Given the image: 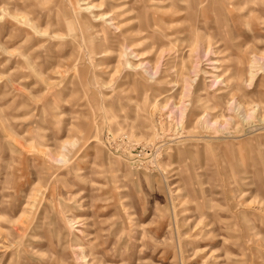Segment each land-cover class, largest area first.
Returning a JSON list of instances; mask_svg holds the SVG:
<instances>
[{
	"label": "rangeland",
	"instance_id": "rangeland-1",
	"mask_svg": "<svg viewBox=\"0 0 264 264\" xmlns=\"http://www.w3.org/2000/svg\"><path fill=\"white\" fill-rule=\"evenodd\" d=\"M0 264H264V0H0Z\"/></svg>",
	"mask_w": 264,
	"mask_h": 264
}]
</instances>
